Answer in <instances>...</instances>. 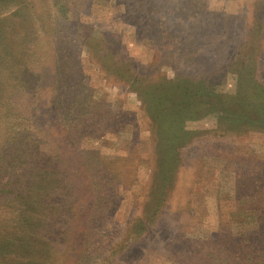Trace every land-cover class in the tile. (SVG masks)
Masks as SVG:
<instances>
[{
    "label": "rangeland",
    "instance_id": "rangeland-1",
    "mask_svg": "<svg viewBox=\"0 0 264 264\" xmlns=\"http://www.w3.org/2000/svg\"><path fill=\"white\" fill-rule=\"evenodd\" d=\"M32 152L0 224L22 205L65 230L50 264H219L220 232L255 230L236 192L264 171V0H0V171Z\"/></svg>",
    "mask_w": 264,
    "mask_h": 264
},
{
    "label": "trees",
    "instance_id": "trees-1",
    "mask_svg": "<svg viewBox=\"0 0 264 264\" xmlns=\"http://www.w3.org/2000/svg\"><path fill=\"white\" fill-rule=\"evenodd\" d=\"M195 94L199 95L198 93ZM232 100L235 99L233 98ZM219 102L220 106H222V108L225 110V104L227 102L225 103L222 100H220ZM240 103H242V101ZM193 104H195V102ZM211 104L216 106L215 102ZM92 105H94L95 108L93 110L94 113L90 115V117H95V120H98V118H102L98 117L96 113L97 108L95 105H97V102H93ZM233 107L235 106L233 105ZM226 111L229 113L228 110ZM237 111L242 112V109L236 108L231 110L230 113L235 116V114H238ZM83 121L86 124L87 121H89V118L87 117ZM112 121L113 120L109 118L104 122H106L110 126H113ZM88 129L89 127L86 126V128L83 130L85 131ZM38 153H29V155L33 154L34 157L26 155V157L21 158L22 162L20 165L10 163V165L1 169L0 175L7 169H19L21 167H23L24 169H30L31 163L38 161L39 158H35L39 156ZM50 160L51 169L54 171V173H57L59 177H62L63 170L60 169L58 164V162H61L59 157H57L56 155H52ZM39 166L40 162L38 161L37 168H40ZM84 173L88 172L86 171ZM258 176H261V179L257 178ZM98 179L99 178L96 175L95 180L91 181L90 183V185L94 187L95 191H98V189L100 188V181ZM53 181H55L54 178ZM239 183L240 184H238L237 186L241 188V192L239 193L237 191L236 197L239 200L244 201L245 217L250 218L249 222L246 223L255 225V230L235 236H230V234L220 232L219 238L217 239L216 243H214V245H211L210 247L208 259H218L217 262L219 261V264H264V171H262L261 174L255 172L253 173V177H250V179L245 182L242 179L241 181H239ZM245 184H248L249 186L243 189ZM74 188V184L73 187L68 184L64 186L62 192L68 197L67 192H70L71 189ZM52 192L53 196H55L56 194L60 193V190H55ZM109 198L110 195L108 197L104 194L97 195V197L94 196V202L96 203L93 204L95 206V209L97 208L98 210L96 212H99L101 210L100 206H103L106 203L111 204L112 200H109ZM25 203L31 204V200L27 202L26 199ZM19 209L20 211L18 213L5 217L1 222V224L3 223V227L0 228V237L2 238V242L5 243L0 244V264H46L43 262V256H45L46 252L49 253L50 257H47L46 255L45 257L47 260H45V262L48 261L47 264H50V262H53L55 260L56 254L58 255V251H55L53 245H50L49 243L47 245H44L45 243L43 237H46L48 239V236H46L48 233L54 236L58 232L65 233V230H62V232H60L59 229L57 231L54 225L55 223H48L47 221H44V218H40L39 214L34 211V207L26 210V208L23 206L22 210V205H19ZM66 232H68V230H66Z\"/></svg>",
    "mask_w": 264,
    "mask_h": 264
}]
</instances>
